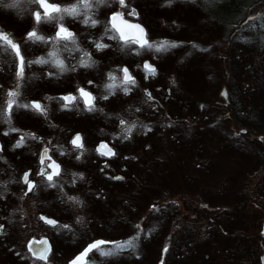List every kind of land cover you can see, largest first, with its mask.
I'll return each instance as SVG.
<instances>
[{
    "label": "flooded vegetation",
    "instance_id": "flooded-vegetation-1",
    "mask_svg": "<svg viewBox=\"0 0 264 264\" xmlns=\"http://www.w3.org/2000/svg\"><path fill=\"white\" fill-rule=\"evenodd\" d=\"M51 2L70 4L73 0H51ZM129 3L136 9L138 15L136 17L125 15V19L142 25L149 34V38L155 41L156 37H150L151 33L157 30L153 17L156 14L168 17L167 12H159L166 8V0H129ZM35 9V5H31V8L25 5L20 14L15 10L12 16L15 19L20 16L22 24L27 20L30 21L32 27L31 13ZM94 11L95 18L102 22L106 20L103 13L107 12L108 8L101 6ZM23 12L24 16H21ZM163 21L166 26L167 18L164 17ZM64 22L72 31L78 33L80 47L91 52L92 60L96 63L92 68L77 67L76 71L54 76L47 75L49 71H56L48 66L34 64L25 69L27 79L22 82V97L26 100L35 99L44 103L48 107V117L46 119L44 116L25 109H15L12 126L21 131L10 133L8 136L3 135L8 125L0 123V146H3L4 149L0 152V225H3L0 228V264H43L42 261L34 259L28 251L27 243L31 238L47 239L51 246L48 264H69V261L94 240L109 241L108 238L114 237L115 239L112 238L114 241H120V237L133 236L134 205L132 200L125 195L128 194L127 187L134 178L135 159L129 147L130 140L124 139V136L119 132V121L123 119L119 117L121 105L119 102L120 99L131 98L135 103L134 106L139 107L146 101V92L137 88L144 79V72L137 68V65L142 66L147 60L156 68L159 73L158 77L162 78L166 72L160 73L158 62L165 59L167 53L142 50L140 55H136V46H131V49L123 48L121 44L108 40L106 37L102 42L111 45V47L96 51L92 47L91 41L102 35L103 23L97 25L96 28H88L70 18H66ZM164 26L163 29H165ZM177 29H179L178 26ZM28 30H20V33L21 31L23 33L18 32L17 35H13L6 30L3 31L0 27V31L11 37L17 36L12 37L17 41H21L24 33ZM40 31L46 36L54 34V28L49 25L40 26ZM19 34L20 36H18ZM159 40L157 39V41ZM189 41H185L183 38L174 39V42H177L180 47L181 44L189 43ZM49 48V45L22 44V51L28 59L44 55ZM60 58L65 59L66 65L71 66L77 63L79 54L61 52ZM12 60L13 57L0 54V102H3L6 91L15 87ZM124 66H128L132 75L136 77L137 86L128 94L116 90L115 94L109 96L107 100H98L96 107L103 109L102 112L84 111L82 103L79 104V109L73 107L71 111L62 110L60 108L62 101L44 99L46 96L59 97L68 92L74 93L78 84L93 92L94 95L100 96L103 93L101 85L107 82V73L113 71L120 76L118 69ZM180 70L182 69L173 72L181 74V77L186 75L182 74L183 71ZM87 80H94L95 85H88ZM157 86H162V80L157 85H153V88L156 90ZM166 91L170 92V89L167 88ZM167 98L168 95L165 94L163 104L160 102L157 106L162 108L166 104ZM241 100L242 98L239 101V97L238 99L235 96L232 97L227 87L225 88L224 103L227 108L225 112L227 120L224 122V133L228 145L238 151H235L237 153H233V156L232 152L227 154L226 183L241 189H249V187L256 189L257 197L263 202L264 118L260 117L263 111L259 108V117L248 118L247 122L249 123L241 125L235 117H231L232 106L237 101H239V105ZM241 111L244 116L247 115L245 110ZM133 116V111H131L129 117L127 116L124 120L131 125L134 121ZM254 121L258 124H253ZM24 133H34L41 139L27 140L21 148H13V144ZM77 133L85 138L87 148L80 160H76L75 156L79 153H74L72 146L68 143ZM48 141H51L50 145L47 144ZM101 141L106 142L117 155L112 158L98 156L94 149ZM46 145L51 149L49 155L61 165L63 170L62 175L58 178L57 188L47 187L46 182H41V177L35 175L39 170V152ZM61 150L66 151V154L60 155ZM105 164H107L106 167ZM232 166L237 172L235 175L231 171ZM28 170L32 171L33 175L30 176V179L37 183V187L25 196L24 192L27 186L22 183L21 177ZM73 173L83 175V179L76 178L74 185L72 184ZM117 176L123 179H114ZM59 186H63V192L59 190ZM65 193L78 197L82 204L77 205L69 202ZM240 204L238 203L239 206ZM172 206H174L173 203ZM239 214V226L242 228L247 221L246 209L239 211ZM254 214L255 221L256 210H254ZM41 216L55 219L60 224H68L70 229L53 228L40 220ZM77 217L82 218L80 222H77ZM259 229L260 231L258 230L259 232L257 231L255 235L259 236L257 239L259 246L261 243L263 245L257 264H262L264 217H262ZM139 230L141 231L140 235H146L150 231L149 223L141 225ZM21 238H26V240L22 241ZM246 240L245 237L240 248L244 246L247 250ZM240 248V262H242V260L245 261V257L241 256ZM121 253L118 254L119 260L123 261L122 257L120 258ZM103 257L98 252L89 254V259L94 264H100ZM127 262L128 264L133 263L132 255L128 256ZM228 263L231 262H226V264Z\"/></svg>",
    "mask_w": 264,
    "mask_h": 264
},
{
    "label": "rangeland",
    "instance_id": "rangeland-1",
    "mask_svg": "<svg viewBox=\"0 0 264 264\" xmlns=\"http://www.w3.org/2000/svg\"><path fill=\"white\" fill-rule=\"evenodd\" d=\"M152 1V0H151ZM155 1V0H154ZM178 4L176 5L179 8L185 9L184 11H191V8H189V5L186 4L185 1L187 0H175ZM12 0H4V3H11ZM157 2V1H156ZM4 3H0V27L1 29L8 31L9 33L13 35H17L18 32L20 33V30H28L31 27V22L28 20L24 22L23 24L20 22V16L16 17L17 19L12 16L13 12H16L20 14L22 12L24 6H30L32 4L26 3L25 0H19V3L17 7L15 8H8L4 6ZM159 12H167V9H163ZM170 12V11H169ZM168 14V13H167ZM21 16H24V12ZM159 16V17H156ZM164 17L167 18V20H170L173 24V20H171L169 17L158 15L156 14L153 18L156 23V32L153 31L151 33L150 37H156L154 38L155 41L157 39H166L168 41L174 42L175 38H181L179 35L180 30L187 29L189 31L193 27H188L192 23L188 20L184 27L177 28H170L165 25ZM183 16L180 15V21L182 20ZM201 14H197L195 16V21L198 23V26L201 24L200 22L203 21ZM194 19V18H192ZM158 24H157V22ZM169 22V21H168ZM183 23V22H182ZM196 25V24H195ZM165 27L163 29L162 27ZM176 27V26H174ZM161 28V29H160ZM197 29V28H194ZM21 33H23L21 31ZM20 33V34H21ZM20 34L18 36H20ZM17 37V36H12ZM183 40L189 42L197 41L198 43L201 41L200 39H192L187 38V36L184 34ZM185 38V39H184ZM215 39V38H214ZM202 44L204 42L201 41ZM205 44L206 46L212 45V41L208 43V41ZM182 46L180 48L170 49L167 54L165 55L166 58L162 61L158 62L160 73L166 72L165 76H162V78H159V73L156 74L154 77H149L148 79H143L140 84L137 86V88H140L141 91L151 93L152 99H146L144 103H142L139 107L134 106V102L131 98L126 99H120V108H119V117L126 119L127 116L129 117V114L131 111H133V123H135V128L132 131V135L128 138L130 140L129 147L131 148V153L134 154V165L141 164V159L146 156H151L154 151L151 149V137H155L156 135H160L163 133H169L176 136H186L189 139H192V137H197L198 134H196L199 130H205L203 125L200 123L199 117H201L202 120L206 121L209 119L210 111L213 109L214 104L217 102L216 98L214 97V94L218 88V91H220L221 87L223 85L220 84V82L214 85L212 83L211 79L217 78L218 72L214 68H208L207 70H204V67H201L202 70H200V61L204 59V56L209 57V54H211V50L208 49L207 51L203 52V54H198L196 60L189 58L190 60L184 62V63H177V70L182 69L180 71H183L182 74H186L187 77H181V74H177L173 71H168L166 69V64L168 60L169 62L177 59V58H184L187 55V51L184 48L186 44H181ZM209 53V54H208ZM201 56L200 58H198ZM188 56H186V59ZM212 61L215 62V60L212 59ZM258 61H255L257 64ZM216 63V62H215ZM175 69V68H174ZM186 72H185V71ZM203 73V74H209L212 73V78L206 77L207 80H205V86L199 85V83L192 77L193 72ZM161 75V74H160ZM211 75V74H210ZM214 75V76H213ZM186 79L187 82L195 85L197 88L202 86L203 90H201V98H202V104L201 102L198 104L199 109L197 110V114L194 115V111H191L190 107L187 105H184L181 103V99L188 97L186 89V84L183 82ZM162 80V86H157L156 90L153 88V85H157ZM219 80V79H218ZM221 80V79H220ZM214 82V79H213ZM152 83V84H151ZM194 87V88H196ZM169 88L170 92H167L166 89ZM243 91L248 92L249 86L248 84H245L242 86ZM144 89V90H143ZM175 93V100L172 104H167L162 108L158 107L160 102L163 101L164 95L167 94L168 96H172ZM196 93L193 91L191 94V98H196ZM220 96V94H219ZM221 97V96H220ZM125 98V97H124ZM219 101V100H218ZM211 102V103H210ZM163 104V102H162ZM139 109V111H137ZM169 111V112H168ZM165 114V115H164ZM214 115L216 117V112L214 110ZM163 119H166L165 123L164 121H161ZM211 120V119H210ZM209 120V121H210ZM209 124L211 128L214 130L222 129L224 133V121L223 123L220 122L219 119L215 118L212 120ZM127 122V121H126ZM127 125L128 122H127ZM207 126V124H206ZM178 127V129H177ZM124 126H119V132L121 135L125 136V133L123 131ZM150 129V130H148ZM179 129H182L181 132H178ZM208 130V129H206ZM184 132V133H183ZM166 135V134H165ZM203 136H205L204 144L207 147L211 143L215 144V140H212L211 142L208 141V138L203 132ZM203 136L201 138V141H203ZM208 136H210L208 134ZM179 137V140H180ZM198 140V139H197ZM213 145V144H212ZM212 145L208 147V150L206 152L207 159L209 158V148H212ZM178 150L180 152H187L192 153V147L190 144H184L180 143ZM166 153V152H165ZM176 154L179 156V152L177 151ZM152 158V157H151ZM165 162V160H163ZM160 162L165 167V172L162 178L159 175L154 176V183H149L147 176H145V173H139L138 167H135L134 171V178L132 180V183L128 185V198L132 200V203L134 205V213H133V225H134V232L133 235H136L137 232L141 233V231L137 228V225L141 226L145 223H149L150 225V231L146 233V235H140L139 240L136 242L139 245H143L146 250V255L144 258V261L142 262L145 264H226V262H231L230 259V251L228 254V251L226 248L231 249V246H234L233 241H227L226 238L229 239L230 235L234 236V230L236 226H230L229 218H236L234 216V205L235 200L241 199V203H245V209H246V216H247V224H251L252 217L249 216L248 209L253 208V210L257 211L256 214V220L253 222V225L245 231V234H247L246 244L249 243V247H247V250L244 246L240 248V245L238 247V250L240 248V253L242 257H245V261L242 260L240 262V254L237 257L238 260H235L236 264H257L259 263V256L262 252V243L259 246L258 244V237L255 235V233L260 229L259 226H261L262 217H264V201L262 202L257 197V191L256 189L250 188L249 189H241L240 193H238L234 189L236 187H232L229 185H226L229 189L226 191V197L221 199L217 196V193H214V187L218 186L215 185L214 179H210V183L214 184V186H209L210 184L206 183L202 185L201 187L198 186H189V187H182L185 183H183L179 179V172L176 170L175 173L170 171V169L167 167L166 164L162 162V158L160 159ZM155 162L150 160V169L144 165V170L142 172L146 171L149 173L148 175H151V169L154 168ZM214 161H210L209 164L206 166L207 170L209 171V175H213L217 172V167H214ZM226 165V163H225ZM180 166V165H179ZM181 167V166H180ZM157 168V165L156 167ZM137 170V171H136ZM137 172V173H136ZM223 176V173H222ZM146 177V178H145ZM224 181H226V178L224 177ZM226 183V182H225ZM150 184V186H149ZM195 184V182L193 183ZM148 186V187H147ZM219 189L224 190L226 188ZM205 190L209 191L208 195H205ZM219 191V190H218ZM145 194L147 196H145ZM151 194V197L149 195ZM119 198V197H118ZM229 200L228 205H222L228 202H224ZM169 203H173L172 206ZM233 216H230L232 215ZM155 215V216H154ZM203 218H207V220H203ZM255 218V216H254ZM261 218V220H260ZM152 219V221H151ZM156 220V221H155ZM208 221V222H206ZM257 221V222H256ZM214 223V224H213ZM258 223V224H257ZM210 224V227L208 226ZM216 228H220L219 233L212 232L210 230H215ZM258 231V232H259ZM216 235H215V234ZM27 238V237H26ZM26 238H21L22 241H25ZM114 237L108 238L109 241H114L112 239ZM130 237H120V241H124ZM117 239V238H116ZM20 240V241H21ZM220 241V243H218ZM198 243V246H192L193 244ZM203 243V244H201ZM201 244V245H200ZM237 245V244H236ZM109 247V246H106ZM142 247V246H141ZM167 247V251L165 252L164 249ZM204 249V250H201ZM202 251V254L204 253V257L211 255V253L216 256V260H210L207 258L206 261H199V258L201 260L202 256L200 255V252ZM131 249H127L123 251L120 254V258L124 261L119 260V255H113V256H104L103 260L100 264H127L128 260V252H130ZM207 252V253H206ZM209 252V254H208ZM215 253V254H214ZM199 254V256H198ZM201 256V257H200ZM228 257V258H227ZM199 263H197V262ZM135 264V262H133ZM232 264V263H228Z\"/></svg>",
    "mask_w": 264,
    "mask_h": 264
},
{
    "label": "trees",
    "instance_id": "trees-1",
    "mask_svg": "<svg viewBox=\"0 0 264 264\" xmlns=\"http://www.w3.org/2000/svg\"><path fill=\"white\" fill-rule=\"evenodd\" d=\"M185 2L187 5H189L191 11H184L185 9L177 7L176 5L178 3L175 0H173L170 5L167 4L166 0V9L168 13L167 16L171 20L173 19L174 24L172 25V22H170V20H167L166 25L169 28H177V26L178 28L184 27L186 22L189 20L192 24L188 27L193 28L189 31L184 28L178 31L181 38H183L182 36H184L185 34L187 38H198L202 42H204V44H202L201 41L199 43L197 41L185 43L186 45L184 46V48L187 51L186 56H188V60H190L189 58L196 60L197 57L194 56L203 54L205 50L207 51L208 49H210L211 54L208 53L209 57L204 56V59L200 61V70H202L201 67H204V70H207L208 68L216 69L218 72L217 78L219 80L213 77L214 82L213 79H211L212 83L216 85L218 81V83L220 82L221 85H225L227 87L229 92L232 94V97L235 96L237 99L239 97V101L242 98L239 105V101H237L236 104L232 106L233 109L231 113L233 114L231 115V117H235L241 125H246V123H249L247 122L248 118L253 119L255 117H259L258 110L260 108L263 111L260 117L264 118V0H187ZM196 13L201 14L203 17V21L200 22L201 24L199 26L195 21ZM180 15L183 16L182 20L184 21L178 22L180 19ZM250 16L259 17L260 19L250 20L248 19ZM245 21H247V23H245ZM207 41L208 43L212 41L213 44L210 46H206L205 44H207ZM193 44L197 45L198 48L194 49L192 47ZM178 48H180V46ZM186 56L184 58H177L171 62H169L170 60H168L166 64V69H168L167 72L176 71L178 68L177 63L181 64L188 61L186 60ZM200 57L201 56H199L198 58ZM212 59L215 60L216 63L212 61ZM255 61H258L257 64L255 63ZM192 75V77H194L199 85H202L203 87L206 85V74H200L196 71L193 72ZM208 76L209 78H212V73L206 75V77ZM183 77L187 76L184 75ZM183 80H185L183 82L186 84L187 91L185 93H187L188 97L181 99V103L189 106L191 111H194L195 115L197 114V110L199 109L198 104L200 102L202 104L203 102L201 98V90H203V87L200 86L197 88L192 84V82L189 83L186 81V79ZM245 84H248L249 86L248 92L243 91L242 86H244ZM193 91L196 93L195 99L191 98V94ZM216 95L219 98L216 99L217 102L214 104L213 109L210 111L211 117L206 121L201 119V117L203 116L199 117L201 121L200 123L203 125L205 130H199L196 133L199 135L198 138L194 135L192 139H189L188 137L181 135V137L179 136V140V137L176 135H172V133H163L161 134V136L156 135L155 137L150 138L152 143L151 149L154 151V153L151 156L142 158L141 164L135 165V167L139 168V173H145V176L149 177L148 182L150 184L154 183V176L159 175L162 178V176L164 175L165 167L160 162V159L162 158V162L166 164L170 169L169 172L172 171L173 173H175L176 170L179 172V179L183 183H185L182 187H201L206 183H210V179H214L213 181L215 182V185H218L214 187V190H217L214 191V193H217V196L221 199L226 197V191L227 189H229L228 187H226V181H224V177L226 174V157L227 154L232 152L231 155L233 156V153H237L238 151L237 149H233L228 145V140L226 139L225 133H223L222 129L214 130L209 126V124L213 122L212 120H214L215 118L219 119L221 123L227 120V115L225 113L227 108L224 103V99L219 96L218 88L214 94L215 98ZM175 99V93L172 96H168L166 100V103H168L169 101V103L167 104V109L168 105L172 104ZM240 107L242 109H239ZM214 110L216 112V117L214 115ZM241 110H245V113H247V115L244 116V113H241ZM243 117L245 118L242 119ZM240 119H242L244 122ZM161 121H164L165 123L166 119H163ZM253 124H258V122L254 121ZM181 130L182 129H179L178 132H181ZM203 132H205L209 142L215 140V144H210L213 145L212 148H209L210 151L208 152V159L205 154L210 145H208L207 147L205 146L204 141L206 140L205 136H203ZM208 134L210 136H208ZM202 136L204 139L203 141H201ZM180 143H188V145L190 144L193 152L189 154L187 152H180L178 150ZM177 151L179 152V156L176 154ZM150 160L154 161L155 164L154 168L150 170L151 175L149 176V173H147L146 171L142 172V170H144L145 164L147 165L145 166L148 168V170L150 169ZM163 160H165V162ZM211 160H213L215 163L214 167H217V172L214 175V172L212 173V175H209V171L206 168ZM156 165L157 168H155ZM231 171L234 175L237 174L235 167L233 166L231 167ZM194 182L195 184H193ZM209 186H214V184L210 183ZM219 187L226 189L221 190L219 189ZM232 187L234 186H231L230 188ZM234 189H237L236 191L238 193H240L241 191V188L238 187ZM208 194L209 191L205 190V195ZM128 196V194L125 195V197ZM145 196L147 195L145 194ZM149 197H151V194L149 195ZM229 200L230 199L224 201L228 203L222 205H228L231 202H229ZM238 203H241V199L235 200L233 214L236 218H229V225L236 226L237 224V228L235 227L234 232H232L234 233L233 237L230 235L229 239L226 238L227 241L232 240L234 244V246H231V249L226 248L228 254L231 250L230 259L232 264H236L235 260H238V247L241 243H243L242 241L245 239V237H248L247 234L245 235L244 231L248 230L253 225L255 216L253 208L248 209L247 211L249 213V216L252 217L253 222L251 224H247L246 221V224L241 228L239 226V211L245 208V203L243 204L242 202L240 206L238 205ZM233 214L230 216H233ZM203 220L205 221L207 220V218H203ZM208 226L210 227V224ZM219 229L220 228H216L215 230L210 231L219 233ZM218 243H220V241H218ZM192 246L196 247L198 246V243L195 242V244H193ZM248 246L249 243H247V247ZM199 252L200 250L198 251V253ZM128 253L129 256H133V262H135V264H142L146 255V250L143 245H139L138 243H136L135 250L131 249V251ZM200 255L202 256L201 260L199 258L200 262L206 261L207 258L209 259V261L214 260L215 262L216 260V256H214L212 253L211 255L204 257V253L202 254L201 251Z\"/></svg>",
    "mask_w": 264,
    "mask_h": 264
},
{
    "label": "snow or ice",
    "instance_id": "snow-or-ice-1",
    "mask_svg": "<svg viewBox=\"0 0 264 264\" xmlns=\"http://www.w3.org/2000/svg\"><path fill=\"white\" fill-rule=\"evenodd\" d=\"M26 3L36 6V9L31 13V21L33 26L24 33L22 40L17 41L9 34L0 31V54L13 57L12 63L14 65V77L15 87L8 89L4 94L3 102H0V123L8 125L6 131L3 132L4 136H8L10 133H19L21 130L12 126L13 114L15 109H25L31 111L37 115L48 117V107L39 100H26L22 97L21 86L22 82L27 79L25 69L30 68L32 65L48 66L54 68L56 71H49L48 76L62 75L69 71H76V68H92L95 66V61L92 60V53L87 49L80 47L78 33L71 30L70 27L64 22L66 18H70L74 22H78L88 28H96L97 25L103 23V33L100 37L91 41L92 47L96 51H102L106 48H110L111 45L102 42L106 37L108 40L116 41L121 44L123 48L131 49V46H136V55H140L142 50H150L155 53L168 52L170 49H175L180 45L177 42H171L166 39L159 41H153L149 38V34L145 28L138 23H130L125 19V15L136 17L138 14L134 7H131L129 0H73L70 4H60L51 2V0H25ZM173 0H167V4H171ZM0 3H4V0H0ZM19 0H12L11 3H4L5 7L15 8L17 7ZM115 5V6H114ZM106 7L108 11L103 13L106 16V20L95 18L94 9L99 7ZM130 9V10H129ZM250 20L260 19L259 17H249ZM119 21V23H117ZM247 23V21H245ZM49 25L54 28V34L44 35L40 31V26ZM125 28L135 30L134 35H128L125 32ZM22 44L32 45H49L50 48L44 55L35 59H28L22 51ZM192 47L198 48L193 44ZM61 52L78 53L79 59L74 65H66L65 59L60 58ZM144 72V79H148L150 76L154 77L157 74L156 68L150 64L147 60L143 65H137ZM121 74L118 76L115 72L110 71L107 73V82L101 85L103 93L100 96H96L93 92L80 86L79 84L75 88V92H68L67 94L59 97L46 96L44 99L47 101L61 102L60 108L62 110H73V107L79 109V104H83V110L87 112L103 111V109H97L96 104L100 99L107 100L109 96L114 95L116 90L123 91L124 94H128L134 87L137 86L136 77L132 75L128 66L120 67L118 69ZM35 76V74H34ZM88 85H95L94 80H87ZM148 99H152L151 93L145 90ZM223 94V93H222ZM139 111V109H137ZM120 125L124 126L123 131L125 133L124 139H128L135 128V123L127 125L124 119H120ZM150 130V129H148ZM34 133H24L19 136L16 143L13 144V148H21L27 140H40ZM68 143L72 146L74 153L78 152L75 156L76 160H80L81 155L87 151L85 145V138L81 134H75ZM48 145L51 141L47 142ZM62 147V146H61ZM3 146H0V152H2ZM51 149L47 145L44 146L38 155L39 170L35 173L36 176L41 177V182H46V186L49 188L58 187V178L62 175L61 165L49 155ZM95 153L100 157L112 158L117 153L109 147V145L101 141L95 146ZM66 151L61 150L60 155H65ZM107 164H105V167ZM103 171V168H101ZM33 173L31 170L25 171L21 177V181L26 185V191L24 195L27 196L33 192L37 187V183L30 179ZM72 184L76 183V178L83 179V175L80 173H73ZM116 180L123 179L122 177H114ZM59 190L63 192V186H59ZM67 200L74 204H82V201L78 197L73 195H67ZM82 218L77 217V222H80ZM40 220L44 221L47 225L53 228L70 229L68 224H60L59 221L41 216ZM3 225H0L2 228ZM139 229L140 226L137 225ZM140 238V233L124 241H105L97 240L88 244L81 252H79L69 264H94L89 259V254L98 252L100 256H113L127 249L135 250L136 242ZM109 246V247H106ZM28 251L32 254V257L38 261H42L43 264H48V257L51 252V246L47 240H43L39 245L35 241L28 243ZM164 251H167L165 247Z\"/></svg>",
    "mask_w": 264,
    "mask_h": 264
},
{
    "label": "water",
    "instance_id": "water-1",
    "mask_svg": "<svg viewBox=\"0 0 264 264\" xmlns=\"http://www.w3.org/2000/svg\"><path fill=\"white\" fill-rule=\"evenodd\" d=\"M117 23H119V21H118ZM130 23H132V22H130ZM133 24H135V23H133ZM124 30H125V32H126L128 35H134V34H135V30H133V29H127V28H125ZM222 93H223V94H222ZM220 94H221L223 97H225V87H224V86H222V88H221V90H220ZM43 240H47V239H46V238H41V239L31 238V239L28 241V243H29L30 241H35L36 244L39 245L40 242L43 241ZM97 240H101V239H97ZM97 240H94V241H97ZM92 242H93V241H92ZM28 243H27V247H28ZM89 244H90V243H89ZM261 261H262V264H264V254H263L262 257H261ZM159 264H160V263H159Z\"/></svg>",
    "mask_w": 264,
    "mask_h": 264
}]
</instances>
